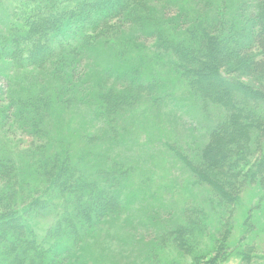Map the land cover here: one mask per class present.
Segmentation results:
<instances>
[{
    "label": "trees",
    "instance_id": "16d2710c",
    "mask_svg": "<svg viewBox=\"0 0 264 264\" xmlns=\"http://www.w3.org/2000/svg\"><path fill=\"white\" fill-rule=\"evenodd\" d=\"M21 1L12 6L0 0V80H15L10 72L16 69L54 64L51 77L60 83L70 77L82 55L87 58L88 71L82 79L87 80L82 99L69 96L70 89L54 90L55 97L44 90L35 100L30 94L6 93L10 100L0 107V264H66L72 252L79 261L90 231L126 208L123 190L129 168L114 159L109 167L98 160L95 169L89 167L92 151L71 157L69 147L58 146L65 109L77 102L83 103L93 120L106 125L104 135L112 138L110 146L115 147L114 135L124 111L127 117L133 116L143 100L148 109H155L174 96L171 90L186 87L191 105L200 102L202 112L212 105L220 114L197 162L177 154L195 174V183L209 188L211 202L226 206L230 219L249 184L260 182L264 187V0H174L171 3L178 10L160 16L154 13H161L160 9L149 10V0ZM200 2L208 10H200ZM119 22L138 25L148 37H155L159 53L135 44L138 54L133 63L115 77L125 87L116 91L101 81V72L115 74L114 64L105 62L103 68L99 57L105 48H118L109 32ZM164 53L169 55V77L152 80L154 69L151 79L145 76L149 64L157 65ZM69 55L71 60L55 62ZM241 76L256 77L255 82ZM57 115L59 120L52 124ZM7 116L17 119L25 133L34 132L48 141L21 154L5 131ZM7 121H11L9 126L15 123L10 118ZM127 138L122 135L124 145ZM202 213L199 207L188 210L186 221L161 239L164 243L171 239L192 254V264H219L228 252L223 243L208 260L193 251L196 234L205 228ZM48 216L50 222H45ZM229 228L223 241L230 235ZM237 253L245 264H264V256L257 259L253 246Z\"/></svg>",
    "mask_w": 264,
    "mask_h": 264
},
{
    "label": "rangeland",
    "instance_id": "374dc122",
    "mask_svg": "<svg viewBox=\"0 0 264 264\" xmlns=\"http://www.w3.org/2000/svg\"><path fill=\"white\" fill-rule=\"evenodd\" d=\"M1 1L16 6L20 0ZM23 1L25 0L21 2ZM173 1L149 0V10L160 9L161 13L154 12L159 16L162 13L173 15L178 10L177 5L171 3ZM244 1L248 2V0ZM198 6L200 10H208L209 7L201 2ZM113 25L110 27L109 36H112L113 44L119 46L114 50L103 47L105 49L99 57V62L103 68H106L105 62L114 64L113 73L115 74L101 72L104 74L101 81L103 85L118 91L123 90L125 85H123L124 82L115 78L117 71L133 63L134 55L137 53L133 48L134 45L138 43L139 46H145L151 51L157 50L154 47L155 37H148L146 31H141L138 25L120 24V22ZM160 51L166 52L164 49ZM73 56H60L55 62L71 60ZM86 61L85 55L76 59L69 73L70 77H64L65 79H61L60 83L51 77L54 64L35 69H16L10 72L15 80H0V89L3 93L0 107L10 100L6 97L9 90L11 94L13 91L19 92L20 96L30 94L31 99L35 100L40 93H44V90H49L55 97L54 90L61 92L64 89H70L69 96L78 95L81 98L84 91L83 83H87V80H82L88 71ZM169 65V55L164 53L157 65L153 62L149 64V70L145 72V76L148 75L151 79L150 71L154 69L155 75L152 76L154 77L152 80H163V78L166 80L169 77ZM240 78L255 82L256 77H251L253 80L247 76ZM89 83L91 85L93 82L89 80ZM14 87L16 88L13 89ZM26 87H30V93L22 91ZM171 92L174 96L168 100L167 104L163 102L158 107L154 106L155 109H148L147 101L143 100L133 116L130 114L127 117L124 111L123 117L121 119L118 117L120 125L117 135H114L117 142L115 147L110 146L112 138L108 139L109 137L104 135L106 125L101 121L93 120L82 102H77L65 109L62 116L64 129L60 127L62 141L59 147H69L71 157L79 152L92 151L89 167L95 169H97L98 160L102 162L103 167H109L118 160L124 167L130 169L127 189L123 190L126 208L119 214L107 217L102 224L94 227L83 243L82 258L78 261L72 252L66 264L79 262L83 264H192V254L185 253L176 247L171 239L164 243L161 236L165 233L169 235L172 230H176L186 221L187 211L195 207L203 210L202 219L205 228L203 233L196 234L197 240L193 251L202 254L205 260L215 254L217 245L221 243L224 244H222L223 250L228 252L219 259V264H245L237 252L247 251L249 246L254 247L253 254L257 259L264 256V187L260 185V182L249 184L242 192L231 219L228 218L226 206L217 201L211 202L209 188L195 183V174L183 160L177 157V154L180 152L184 157L197 162L200 148L209 140L210 127L220 117L219 111L210 105L208 110L202 112L198 101V103L194 101L191 105L193 99L185 96L186 87L181 86ZM144 110L146 111L143 112ZM9 118L15 121L12 126H9L11 121H7ZM59 118L58 115L55 116L52 124ZM16 120L7 116L5 122L9 125H6L5 131L8 132L13 147H16L15 150L21 151V154L24 153L22 151L33 149L36 145L43 146L48 141L34 132H32L34 135L25 133L18 128ZM85 131L88 132L87 138L84 137ZM0 134H3L2 130ZM123 134L128 137L125 145L121 142ZM51 142L53 140H49V144ZM93 168L90 169V173H94ZM50 218L48 216L44 221L50 222ZM227 227H230L228 230L231 232L228 239L223 241Z\"/></svg>",
    "mask_w": 264,
    "mask_h": 264
}]
</instances>
